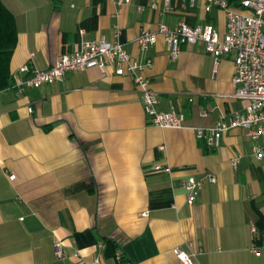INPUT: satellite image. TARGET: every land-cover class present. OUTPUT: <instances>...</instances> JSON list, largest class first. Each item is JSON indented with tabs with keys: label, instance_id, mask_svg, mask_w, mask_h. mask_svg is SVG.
Wrapping results in <instances>:
<instances>
[{
	"label": "crops",
	"instance_id": "crops-1",
	"mask_svg": "<svg viewBox=\"0 0 264 264\" xmlns=\"http://www.w3.org/2000/svg\"><path fill=\"white\" fill-rule=\"evenodd\" d=\"M1 1L17 31L12 83L23 63L45 69L83 40L117 39L136 59H152L144 73L157 108L181 110L185 127L151 124L132 78L111 67L68 71L24 92L1 90L0 264H182L174 248L193 253L194 264H264V158L251 155L241 127L216 148L194 129L245 105L231 96L233 53L215 63L197 41L171 60L160 34L145 51L136 43L159 22H211L223 34L224 10L205 11L206 0L193 7L188 0ZM207 175L215 180L188 204L182 180Z\"/></svg>",
	"mask_w": 264,
	"mask_h": 264
},
{
	"label": "built area",
	"instance_id": "built-area-1",
	"mask_svg": "<svg viewBox=\"0 0 264 264\" xmlns=\"http://www.w3.org/2000/svg\"><path fill=\"white\" fill-rule=\"evenodd\" d=\"M111 1L122 5L130 0ZM188 3L193 7L195 0H188ZM150 6L156 7V4L151 3ZM211 6L223 9L226 14L223 34H220L211 22L194 25L178 22L174 26L159 22L156 31L145 28L141 30L136 38L137 46L140 51H145L156 42L157 35L160 34L165 40L171 60L178 57L182 45L197 41L204 43L205 50L212 55L215 63L221 57L233 53L232 82L236 87L231 96L243 101L245 105L240 110L221 113L212 126L195 127V133L208 148H216L225 132L233 127H241L251 140V155L256 159L264 158V0H241L237 5L230 4L228 0H206L204 10L208 11ZM138 9H142V6H138ZM115 28L117 31V27ZM151 66L150 57L140 61L127 52L119 40L108 41L100 37L83 40L77 50L62 53L45 69L33 67L29 62L23 63L18 68L21 75L13 77L12 86L18 92H24L28 88L61 80L68 71L98 67L104 72L107 67H111L115 74L129 75L132 78L140 96L142 110L151 124L160 128L185 127L181 110L173 105L165 110L157 108V92L151 88L144 73L145 69ZM239 158V154L231 158L233 168L237 166ZM152 169L160 170L166 167L154 164ZM9 178H14V174H10ZM214 180L213 175L200 178L189 176L182 180L187 203L193 204L203 184ZM261 244H264V236ZM258 248L259 246L255 245L251 251L255 253ZM54 251L57 256H62L60 240L55 242ZM173 252L182 264H194L193 253L181 248H174ZM94 261L99 263L98 257H95Z\"/></svg>",
	"mask_w": 264,
	"mask_h": 264
},
{
	"label": "trees",
	"instance_id": "trees-1",
	"mask_svg": "<svg viewBox=\"0 0 264 264\" xmlns=\"http://www.w3.org/2000/svg\"><path fill=\"white\" fill-rule=\"evenodd\" d=\"M230 4L237 5L234 0ZM17 31L13 14L0 0V91L12 85L9 61L16 45Z\"/></svg>",
	"mask_w": 264,
	"mask_h": 264
}]
</instances>
